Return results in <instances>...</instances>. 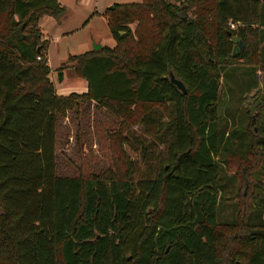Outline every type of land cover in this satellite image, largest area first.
<instances>
[{
	"label": "trees",
	"instance_id": "16d2710c",
	"mask_svg": "<svg viewBox=\"0 0 264 264\" xmlns=\"http://www.w3.org/2000/svg\"><path fill=\"white\" fill-rule=\"evenodd\" d=\"M63 10L58 0H0V264H264V195L230 222L217 217L219 156L243 133L219 123L218 107L233 73L248 92L264 72V2L113 3L114 45L69 55L86 90L57 95L38 19ZM228 31L243 41L235 56ZM252 47L257 68L232 65ZM80 101L124 124L151 121L164 148L158 172L134 179L128 161L120 175H58L56 115ZM153 104L170 105L169 117L144 112ZM253 131L264 156V123Z\"/></svg>",
	"mask_w": 264,
	"mask_h": 264
},
{
	"label": "rangeland",
	"instance_id": "374dc122",
	"mask_svg": "<svg viewBox=\"0 0 264 264\" xmlns=\"http://www.w3.org/2000/svg\"><path fill=\"white\" fill-rule=\"evenodd\" d=\"M58 1L64 9L60 16L42 15L38 19L41 38L47 39L49 77L57 95L83 92L85 80L74 74L70 63L66 62L67 57L92 50L96 45L112 47L114 40L107 24V9L113 3L140 0ZM248 50L250 61L236 59L232 65L240 70L252 65L257 68L256 51L253 47ZM58 70L62 71L61 81H57ZM255 73L257 84L248 92L244 90L245 77L233 73L237 84H229L232 85L231 98L228 99L224 93L227 101L218 107L219 123H224L228 131L239 128L243 132L239 139L229 136L232 144L219 156L222 176L218 189L217 217L222 222L232 221L245 210L246 205H256L258 196L264 195V156L256 144L258 135L253 131L255 126L264 123V72L256 69ZM146 109L144 112L148 115L161 120L170 115L168 104H153ZM136 113L140 115L143 112L140 108ZM152 129V122L145 118L135 116L134 121L124 124L119 117L96 106L93 101H80L63 114L56 115V173L76 176L110 170L120 175L130 161L135 168L134 179L142 175H155L164 148L151 134ZM131 134L143 141L145 150L131 140ZM124 135L127 136L126 141L122 140ZM118 141L124 157L116 150ZM254 192L258 193L257 196Z\"/></svg>",
	"mask_w": 264,
	"mask_h": 264
},
{
	"label": "water",
	"instance_id": "95a60500",
	"mask_svg": "<svg viewBox=\"0 0 264 264\" xmlns=\"http://www.w3.org/2000/svg\"><path fill=\"white\" fill-rule=\"evenodd\" d=\"M113 7V5L109 6V9H111ZM180 15V14H179ZM228 35H230V40L232 42V48H231V56H235L240 48L243 47V41L241 39H238V37L236 35H231L230 31L227 32ZM100 46L96 45L93 49H98ZM62 79V71L58 70L57 72V81H61ZM169 79L170 81L182 92L185 91L183 84L181 83V81H179L178 79H176L174 77V75L171 73V71H169ZM150 208H148L149 210ZM251 233H257L258 230H251Z\"/></svg>",
	"mask_w": 264,
	"mask_h": 264
},
{
	"label": "built area",
	"instance_id": "2783aa9c",
	"mask_svg": "<svg viewBox=\"0 0 264 264\" xmlns=\"http://www.w3.org/2000/svg\"><path fill=\"white\" fill-rule=\"evenodd\" d=\"M260 2H264V0H259ZM228 25H229V27L230 28H236L237 27V25H239V23L238 22H233V21H231V20H229L228 21ZM36 58L37 59H39V56H36Z\"/></svg>",
	"mask_w": 264,
	"mask_h": 264
},
{
	"label": "crops",
	"instance_id": "0c3cea01",
	"mask_svg": "<svg viewBox=\"0 0 264 264\" xmlns=\"http://www.w3.org/2000/svg\"><path fill=\"white\" fill-rule=\"evenodd\" d=\"M50 78V77H49ZM86 83V82H85ZM86 90V86H85V89H84V91Z\"/></svg>",
	"mask_w": 264,
	"mask_h": 264
}]
</instances>
